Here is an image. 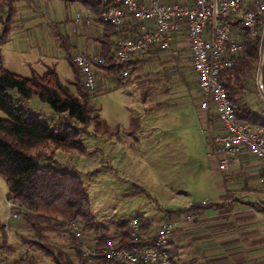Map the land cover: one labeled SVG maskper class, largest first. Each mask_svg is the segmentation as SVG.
<instances>
[{
	"label": "rangeland",
	"instance_id": "obj_1",
	"mask_svg": "<svg viewBox=\"0 0 264 264\" xmlns=\"http://www.w3.org/2000/svg\"><path fill=\"white\" fill-rule=\"evenodd\" d=\"M16 7L12 30L0 42L2 65L30 77L32 71L40 74L46 65L55 64L61 82L75 90L68 83L73 80L72 69L54 31L71 36L73 25H81L76 21L77 13L86 11L82 12L79 3L66 4L61 0H19ZM179 54L177 58H169L163 52L155 53L148 61L138 63L130 83L117 87L112 81L99 83L101 90L93 92L91 97L94 107L91 115L98 114L111 130L100 132L91 120L78 135L84 154L56 149L52 155L57 167L77 174L97 221L112 216L128 220L141 215L152 222L153 234L165 220L167 210L182 209L194 202L220 201L225 197L224 187L231 188L230 183L234 186L233 196H241L251 206L264 209V182L259 169L255 174L235 175L227 184H222L224 172L216 169V162L206 152L207 139L202 130L207 125L197 106V90L190 91L195 80L190 61L186 55ZM258 73L264 77V56L259 70L256 57L246 76L245 95L240 99L255 111L264 110V101L255 88ZM7 94L16 107L50 128L81 126L68 120L67 113H55L37 96L23 100L15 90H8ZM4 117L0 110V118ZM47 163L51 162L37 160L38 165ZM134 186L145 193H129ZM6 191V180L0 175V218L3 220L11 215ZM173 220L187 222L184 215ZM9 222L19 224L21 218L17 216ZM111 231L115 228L111 227ZM8 232L9 243L16 250L11 254L0 253V263L31 253L39 258L40 264H52L39 252L21 244L20 234L26 233L25 229L10 228ZM50 236L58 247L68 250L65 237ZM183 257L178 255L179 264L189 262Z\"/></svg>",
	"mask_w": 264,
	"mask_h": 264
},
{
	"label": "trees",
	"instance_id": "obj_2",
	"mask_svg": "<svg viewBox=\"0 0 264 264\" xmlns=\"http://www.w3.org/2000/svg\"><path fill=\"white\" fill-rule=\"evenodd\" d=\"M18 1L0 0V42L6 40L12 30ZM61 1L66 4L79 3L90 13L91 23H101L104 26L105 33L99 39L100 50L97 53L104 58V62L99 65L102 69L101 85L105 81L114 82L116 87L132 82L137 64L148 61L158 51L156 48L155 50L149 48L145 51L151 53L150 56H145L144 52H141L140 58L137 54L125 63L118 62L115 57L116 39L119 36L135 35L137 21L134 17L127 16L122 30L117 32L110 24L100 21L99 14L103 6L100 1ZM54 36L72 69L73 80L68 83L72 84L75 90L61 82L55 64L46 65L40 74L32 71L30 77H25L2 65L0 51V110L5 115L4 118H0V175L6 180L5 198L11 204L10 212L21 218L19 224L0 220V253L11 254L16 250L15 246L9 243L10 228L25 229L27 232L20 234L21 244L39 252L42 258L49 259L52 264H86L79 241L68 230L71 222L81 223L85 240L96 246L99 257L102 256L105 241L109 238L120 236V245H131L135 241L128 235L127 220L112 216L105 221H97L91 209L89 196L77 174L60 169L53 159L52 155L56 149L85 153L78 135L91 120H94L95 128L100 132L110 129L98 118V114L91 115L94 110L91 97L93 92L100 91L101 88L97 86L91 90L84 85L80 71L73 62L77 51L70 35L55 30ZM244 45L243 52L235 58L232 66L221 72L220 80L237 116L250 123L264 126V110L255 111L247 102L240 100L246 92V76L252 70L257 57L256 44L248 36L244 37ZM123 69H127L125 77L120 76ZM134 79H137L136 76ZM8 90H15L18 98L23 100L37 96L41 101L48 103L55 113H67L68 120L78 122L81 126L50 128L27 114L23 108L16 107L7 94ZM116 130L115 128V133ZM41 159L51 163L38 165L37 160ZM134 187L129 193H145L142 188ZM227 199L221 202L208 200L190 203L182 209L167 210L164 216L165 219L172 220H179L183 215L196 218L209 209L224 207ZM137 216L141 222V236L150 234L152 222L141 215ZM111 227L115 228L114 232L111 231ZM50 234L65 237L68 250L58 247ZM169 244L170 239L169 253L174 264H179L178 254L172 251ZM0 264L40 263L34 254L24 253L13 261Z\"/></svg>",
	"mask_w": 264,
	"mask_h": 264
},
{
	"label": "built area",
	"instance_id": "obj_3",
	"mask_svg": "<svg viewBox=\"0 0 264 264\" xmlns=\"http://www.w3.org/2000/svg\"><path fill=\"white\" fill-rule=\"evenodd\" d=\"M102 3L100 21L120 32L126 17L137 21L132 37L116 39L115 57L125 63L149 48L179 55L186 45L190 65L196 78L197 106L205 121H215L218 129H203L207 139V155L224 172L231 164H240L250 156L259 161L264 182V126L250 123L234 111L220 74L231 67L244 50L248 36L257 47L258 70L264 56V0H98ZM86 19L91 23V15ZM77 21L82 17L79 13ZM84 85L94 90L102 80L99 67L104 58L97 53L77 52L73 58ZM127 75L123 69L121 77ZM255 88L264 101V77L258 73ZM10 209L11 204L7 201ZM17 216L13 213L11 218ZM191 215L186 221H192ZM181 221L165 219L150 235L141 236L138 216L127 220L135 243L120 245L121 237L105 241L102 256L96 246L85 240L79 221L71 222L68 230L79 241L86 264H174L168 250L170 235ZM7 223V221H5Z\"/></svg>",
	"mask_w": 264,
	"mask_h": 264
},
{
	"label": "crops",
	"instance_id": "obj_4",
	"mask_svg": "<svg viewBox=\"0 0 264 264\" xmlns=\"http://www.w3.org/2000/svg\"><path fill=\"white\" fill-rule=\"evenodd\" d=\"M81 10L86 11L83 8ZM79 14L82 17L79 21L81 25H73L71 41L77 52L98 53L99 39L105 33L104 26L101 23H87L85 18L90 15L88 11ZM182 46L180 53L186 55L188 59L186 45L183 43ZM163 53L164 57H172L168 52ZM150 54L144 51L145 56ZM156 54L161 55L162 51L158 50ZM140 56L141 54L138 58ZM193 77L195 79L193 89L189 88L191 92L196 88L195 75ZM204 122L207 127L218 129L217 122L205 120ZM256 169L262 174L259 161L247 156L240 164H231L229 169L224 171L222 184H227L228 179L238 174H255ZM230 186L231 188L224 187L225 197L218 201L228 198L224 207L209 209L193 218L191 223L182 220L170 235L169 247L174 248L179 256H184L189 261L185 264H264V210L251 206L249 204L251 202L242 199L241 196H233L234 186L231 183ZM0 220L9 222L10 218Z\"/></svg>",
	"mask_w": 264,
	"mask_h": 264
}]
</instances>
